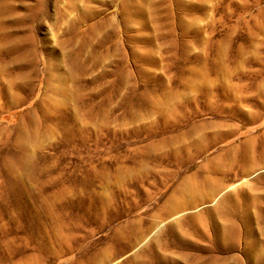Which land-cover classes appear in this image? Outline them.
I'll use <instances>...</instances> for the list:
<instances>
[{"label": "rangeland", "instance_id": "374dc122", "mask_svg": "<svg viewBox=\"0 0 264 264\" xmlns=\"http://www.w3.org/2000/svg\"><path fill=\"white\" fill-rule=\"evenodd\" d=\"M32 41L40 63L30 56L22 103L0 115L3 138L13 144L10 127L46 105L53 74L67 85L81 73L83 98H58L46 123L29 128L25 148L53 158L60 176L30 205L1 192L0 264H77L79 252H61L80 236L59 247L58 228L142 178L160 204L88 239L111 236L90 245L83 264H264V161L245 159L264 140V0H0V46ZM1 55L4 91L22 63ZM73 58L82 71L67 70ZM228 192L225 218L215 208Z\"/></svg>", "mask_w": 264, "mask_h": 264}, {"label": "bare ground", "instance_id": "6f19581e", "mask_svg": "<svg viewBox=\"0 0 264 264\" xmlns=\"http://www.w3.org/2000/svg\"><path fill=\"white\" fill-rule=\"evenodd\" d=\"M5 50L7 51V53L16 54L19 57L22 63V73L19 74L20 76L17 80L15 81L11 80L10 82H8L7 86L4 89L5 92L0 89V115L4 114L5 112H9L10 109L17 107L22 103L19 101L20 100L19 92L28 89L31 85L32 74L30 70H32L31 68L32 64L28 62V59L30 58V56L35 55V60H37V63H40L39 58H36L38 57L37 56L38 49L34 41L30 42L29 44L27 42H18L14 46L3 44L2 46H0V61H1L2 51H5ZM76 59L73 58L71 60L72 62L70 61L71 65H69L68 66L69 69H67L69 72L71 70L73 71V68L77 69L78 67L79 70L81 69L79 66H81L82 64L77 66L79 64L77 62H80V61L79 59L76 61ZM74 72L75 70L72 73ZM68 75L69 74H67V76ZM78 75L76 74L75 77L70 75L72 76V78L71 77L69 78L68 76L69 80H68L67 85H66L67 83L66 81L64 82L59 81L60 79H58L56 74H53V76H51V81L53 83H47V86L45 87V91L43 95V101L47 102L46 105L44 106V104L43 105L37 104L35 108H33L32 110H29L24 115L22 122H20L18 126H16L15 128L10 127V130L14 132V135L16 137L14 139L13 144H9L7 140L4 139L6 138V133L0 130V195L2 191L7 192L9 196L10 195L12 196V202L17 207H22L24 205H30L32 196L39 197L41 195L47 194L49 190L47 185L57 180L60 176V173L57 171L59 168L56 167L55 160H53V158H48L44 156H40L38 160H35L33 156L29 153V151L25 148V139L29 135V128L35 132L37 131V128H38L37 126H40L41 123H46L45 119H47V117L44 118V116L46 115L47 111L51 110L52 107H55V105L58 103V98L64 97V99H67L68 96H73L76 100V103L79 105V102L82 100L83 97H82V93L78 89V86H76L77 84L76 81L79 79L78 77L80 76ZM73 85H75L74 86L75 88L72 87ZM48 89L50 90L47 91ZM81 105L84 107L83 109L86 108L85 104L81 103ZM238 117L240 116L238 115ZM31 120H34V122L27 125V123L30 122ZM77 120L78 119L76 118V121ZM25 121L27 122L26 123L27 127L26 125H24ZM76 124H78V122ZM94 127L96 128V126ZM80 128H84V127H80ZM87 135L89 134L87 133ZM263 135H264V132H263ZM209 142H212V141H209ZM68 147H71V146H68ZM12 148H17L18 150L14 151ZM246 153L247 154L245 156V159L249 158L252 160H256L255 157H257L258 159L256 161L263 162L264 161V140L259 146V148L253 147L250 150H247ZM48 159L52 160V163L50 165H48V163L45 164V162H47ZM160 178H162V176H160ZM145 179L146 178L140 179L139 185H134L131 183H124V184L118 185V193H116L113 196H107L104 199H100L101 201L97 204V206H95L93 210L88 211L86 213L87 215H85L84 218L82 219L79 218L78 220H75L73 225L68 228H67L68 225L65 226L64 224H62L64 229L59 227L57 232L55 233V241L58 245L60 244L59 247H61V244L62 246L63 244H65L66 245L65 247H69L71 239H74L75 236H80V237H79V240H77L79 242L76 241V246L72 245L68 248L66 252H61V253H66L68 256H71V255H76L79 252L80 256L78 257L77 255L75 260L77 264H83L85 261L83 260V258L87 254V249H89L90 245L98 243L102 241V239L110 238L111 236L109 235L101 236L100 238L95 239L91 243L85 244L88 239L90 242L91 238H94L95 235L97 234L101 235V233H103L107 228H109L112 224L118 222L121 219L126 218L129 220L126 221L125 224L119 226L117 231L119 229H123L127 225L135 223L136 221L140 219V217L148 213L147 209L150 208V206L152 207V211H154L157 208V205L160 204L161 200H158L157 194L149 188L150 186H152V184L149 182V179L147 180V182H145L146 181ZM146 185H148L149 187H147ZM228 195L229 197L227 198ZM233 195H234L233 192H228L226 195H224L222 200L216 205L215 210L220 211L222 216H224L225 218H227V215L230 214L229 209H228L230 207V203H228L227 200L233 197ZM4 199L5 198L0 200V207L6 206L5 203L3 202ZM58 202H59L58 198H55L53 204L56 205ZM0 214H2V212ZM17 216L10 215L8 217V221L15 222ZM3 217L4 215L2 214V216H0V221L3 220ZM92 224H97V231L87 232L86 227ZM82 231L85 233L87 232V234L82 235L81 233ZM191 235L192 234L189 229L183 232L182 235H179V237H175L174 241L176 243H179L180 241L183 240V237H191ZM52 245H55V244L53 243ZM52 245H51V248L53 249V251L57 252V249L55 248L56 249L55 250L53 248L54 246L52 247ZM86 257H90V255H87ZM96 257L97 255L95 254L91 256L92 259H96Z\"/></svg>", "mask_w": 264, "mask_h": 264}]
</instances>
